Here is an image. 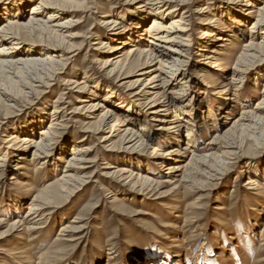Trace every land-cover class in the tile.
<instances>
[{
	"label": "rangeland",
	"instance_id": "obj_1",
	"mask_svg": "<svg viewBox=\"0 0 264 264\" xmlns=\"http://www.w3.org/2000/svg\"><path fill=\"white\" fill-rule=\"evenodd\" d=\"M37 1L25 3L24 19ZM146 2L73 0L58 11V18L64 20L73 8L71 17L82 22L70 29L76 36L66 38L53 53L66 67L56 64L51 68L54 74L47 75L30 66L21 77L9 67L0 71V264H145L150 259L152 264H264V120L256 119L264 114V59H246L244 45L249 37L260 42L264 26L250 34L252 20L237 26L228 16L227 8H245L247 0L168 2V10L180 5L179 17L187 11L186 43L191 52L183 66L185 75L169 89L172 107L152 120V108L132 96L130 84L143 71L157 67L155 61L151 59L144 70L110 74L104 61L114 52L101 54L93 44L110 43L102 25L105 13L115 19L124 15L134 23L127 13L134 7L136 19L144 22L143 31L151 21L145 19L149 7H140ZM212 28L226 34L232 30L234 36L220 46L223 41L210 35ZM22 40V48L33 43ZM35 46L40 49V44ZM213 47L220 52L205 59ZM41 52L43 57L50 55ZM36 77L50 86L40 84L37 92L24 94ZM87 79L96 91L95 102L106 100L118 110L128 103L136 120L122 128L140 133L135 143L124 140L122 130L108 148L102 142L105 134L82 131L88 125L96 130L100 117L98 111V118H88L81 107L85 104L80 99L90 90L80 91L76 83ZM146 84L137 82L135 88ZM109 90L112 96L106 97ZM8 95L16 98L14 102L7 101ZM58 100L67 126L50 155L34 157L10 145L17 132L32 136L23 128L43 115L45 125L35 130L39 136L50 124ZM177 117L179 121H168ZM170 125H180L182 132ZM75 144L91 149L90 163L75 172L79 180L68 184L60 178L68 170L64 160ZM19 165L23 167L17 169ZM123 168L130 171L124 173ZM253 176L257 185L249 182ZM32 204L38 207L30 214Z\"/></svg>",
	"mask_w": 264,
	"mask_h": 264
},
{
	"label": "bare ground",
	"instance_id": "obj_2",
	"mask_svg": "<svg viewBox=\"0 0 264 264\" xmlns=\"http://www.w3.org/2000/svg\"><path fill=\"white\" fill-rule=\"evenodd\" d=\"M28 1L29 0H0V19L6 17L5 21L0 24V42L3 44L0 46V71L1 73L5 72L9 67L13 70H17L15 74L16 77H21L24 73V69L34 66L37 70L43 71V73L45 71V73L51 72L54 74V71L51 68H53L56 64H60L62 68L66 67L67 64L61 59L57 60L56 58H53V53L58 52L57 50L63 43L66 42V38H74L76 36L71 32L70 29L82 21L74 20L71 17L74 16V11H76L73 8H71V11L73 12L70 13L69 16H67L64 20H60L58 18V11L68 8V4L71 2L73 3V0H38L31 6L32 11L26 20L24 19V9L26 8L24 5ZM173 1L174 0H147V5L140 6L143 8V10L149 7V13L147 16H145V19L146 21L151 19L149 25L143 29L144 32L141 30L142 24L144 22H141V19H136L138 15L136 12L138 11H136L134 7L129 8L127 11V13H129L128 16H132L129 20H136L134 23H128L124 15H121V17L115 19L109 16L108 13L103 14L104 19L102 20V25H104V28L109 32L108 36L110 43L104 42V40L93 43L94 45H98L95 50L101 54L114 52L110 55L106 62L104 61V67L107 69L109 68L110 74L120 73L121 75L122 73H129L131 71L133 72L134 69L144 70L149 65L151 59L155 61L154 66L157 65V67L143 71L141 74L142 77L138 78L135 83L130 84L131 87H134L132 96H138L141 101L140 104L152 108L150 111V113L153 115L152 120H159V117L162 115V113L168 110L167 107H172L170 104L173 102L174 98L171 96V94H169V89L175 85L177 78L185 75L183 66L187 61L186 58L191 52L190 44L186 43V40L188 41L190 39L188 38L189 35L187 34L190 28L188 27V19L185 16L187 11H183L180 17L177 16L180 6L178 4H175L172 6V9L168 10V2ZM259 1L260 0H247L245 8L244 6L240 9L227 8L229 9L227 11L229 14L228 16L234 17L233 19L237 26H242L244 25V22L252 20L253 22L251 23V28L248 30V32L253 34V31L256 30V27L259 28L260 26H264V2L263 4H258ZM247 8H249V11L246 10ZM48 11L51 12H49V14L44 17L42 13ZM248 14H251L252 17H249ZM211 30V36L218 35L216 36L217 39L223 41L220 46H225L224 42L228 43V41L231 40V36H234L232 30H229L227 34L225 31L223 33L220 28H212ZM262 31L264 34V30ZM23 37L33 40V43L25 47L23 46L22 48L21 46L24 42L22 40ZM98 37V39H100V36ZM120 39H122V41L116 45L114 41H118ZM133 42L136 43L131 45ZM36 43L40 44L39 50H35ZM128 45H130V47L127 48ZM244 45L246 46V59H252L257 63L264 59V38L257 43L253 40V38L249 37V40L246 41ZM207 50L208 49H206V51ZM41 51H47L50 55L43 57ZM169 51L170 53L172 52V54H170ZM213 52L220 51L213 47L211 53L206 54L205 59L209 60L215 58ZM137 54H139V56L137 59H135ZM217 64L218 63H213L214 66H217ZM37 76L39 77L40 75ZM52 76L54 77V75H50L49 73V77ZM140 81H147V84L139 89L135 88L137 82ZM235 83H237V81H235ZM40 84L45 88L50 86L49 82H44L42 79L36 77L33 79V82H29V86L26 85L29 90H25L24 94L37 92V88H41ZM148 84L151 85L148 86ZM76 87H78V90L80 91L90 90L88 95L86 93V96L80 99L81 102L85 104L81 107L88 113L87 117L98 118V116H96V112L100 111L98 128L93 130L92 126L88 125V127L86 126L85 129L82 130L83 132L105 134L103 136L102 142L106 143L108 148L110 146L113 147V137L120 135L122 130L124 131L122 136L124 140L128 139L129 142L135 143L137 137L140 136V133L133 130L131 127H126L124 129L122 128L126 122L135 123L136 120L133 119L132 114H130L128 103L124 104L126 108L118 110L116 107L110 105L106 100L103 102H95L93 97L96 96V91L91 87L88 79L76 83ZM112 93L113 91L109 90L106 93V97H111ZM160 97L163 98L162 101H160ZM15 99L16 98L11 95L7 96L8 102H14ZM262 102L264 103V100ZM60 104L62 105V101H59V103L54 106L53 111L51 112L52 120L50 124L41 128V130L38 132L39 136H35V130L37 127L45 125V119L43 115L39 117V120H32L33 122L30 123V125L26 124L23 128L24 133L28 132L32 134V136L24 137L21 132H17L10 138V145H13L15 148H19L22 151H27L28 153L32 152V156L34 157L50 155L52 151L51 148L53 144L56 143L60 130L67 126L62 115L64 107ZM72 112L74 113L75 111L72 110ZM256 119L264 120V114L262 117L260 115H256ZM168 121H179V118L177 117ZM240 125L243 126L244 124ZM194 126L195 125L192 124L191 127ZM236 126L238 125L235 124L234 127ZM169 128H173L179 132H182L180 125H170ZM188 134V141H192L193 136H191L190 133ZM130 135L131 137H129ZM187 145L189 146V143H187ZM72 150L73 151L70 153V157L64 160V162L68 164V170H66V173L60 178L68 184L74 180H79L76 176V173L82 169H85L87 164L90 163V160L87 159V153H89L91 150L90 148L83 149L75 144L72 146ZM22 155L23 156H21L20 159L23 160L25 159L24 155L26 154ZM22 167V165H19L17 169H21ZM123 170H125L123 171L124 173L130 171L129 168H123ZM124 173H122V175H125ZM131 176L132 174H129L126 177ZM249 182L250 184L254 185L257 183V180L253 176ZM36 207H38V205L32 204L29 207L30 209L28 212L33 214L35 210H37ZM152 263H154V261L150 259L145 264Z\"/></svg>",
	"mask_w": 264,
	"mask_h": 264
}]
</instances>
